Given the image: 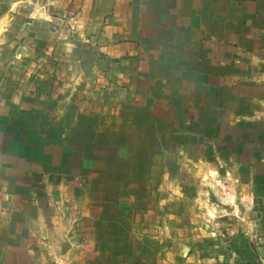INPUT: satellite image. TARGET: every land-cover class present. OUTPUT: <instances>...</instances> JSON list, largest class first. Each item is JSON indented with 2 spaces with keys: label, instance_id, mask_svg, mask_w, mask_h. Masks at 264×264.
<instances>
[{
  "label": "rangeland",
  "instance_id": "374dc122",
  "mask_svg": "<svg viewBox=\"0 0 264 264\" xmlns=\"http://www.w3.org/2000/svg\"><path fill=\"white\" fill-rule=\"evenodd\" d=\"M95 4L0 0V264H264L262 49L149 67Z\"/></svg>",
  "mask_w": 264,
  "mask_h": 264
},
{
  "label": "crops",
  "instance_id": "0c3cea01",
  "mask_svg": "<svg viewBox=\"0 0 264 264\" xmlns=\"http://www.w3.org/2000/svg\"><path fill=\"white\" fill-rule=\"evenodd\" d=\"M93 1L96 2L97 9L100 8V4H98L100 2L102 5L107 4L106 6L113 7V10L109 11V24L123 22L121 24L123 28L130 31L136 27H134V19L137 22L141 18L142 21L149 23L144 24V28L147 30L146 35L142 36L143 33L142 35L138 33L140 34L139 37L149 39L146 42L143 39V43H141L146 46V55L151 57L148 61L149 67H152L154 63L157 66L159 63L165 67V63L179 60L177 55L187 54L190 46L195 44L197 38L200 41L207 38H223V41L218 40L216 42V52L218 50L226 52L225 54H228L227 63L235 68H240L241 59L232 54L230 56L229 49H234L233 53L238 55V52L242 54L241 52H246L250 46H253V49H262V53H264V43H262L261 38L257 35L244 33L246 26V29H258L261 21L264 22V0H131L127 4V16L122 11H125V8L122 7L126 3L121 4L120 0ZM62 3L64 0H59V4ZM133 5H135L134 9H137L134 13L132 11ZM92 12L94 15L93 9ZM98 12V10L95 11L96 14H99ZM135 13L140 15L139 18L133 19L131 17ZM144 15L146 16L143 17ZM96 16L95 21H98L99 17ZM108 29L109 37L111 32L115 31L113 30L115 27L111 25ZM137 30L139 29L137 28ZM197 32H199V37L196 36ZM233 38L238 41H234ZM165 53L169 60H163ZM175 54L176 56H174ZM2 59L3 53L0 52V95L4 87L3 78H1L4 73ZM0 116L1 123L4 116L2 109H0ZM4 134V129H0V145L3 144Z\"/></svg>",
  "mask_w": 264,
  "mask_h": 264
}]
</instances>
